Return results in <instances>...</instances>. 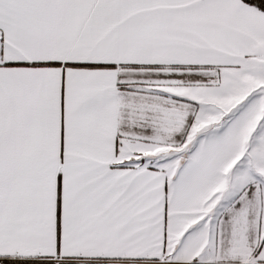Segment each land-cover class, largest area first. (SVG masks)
Segmentation results:
<instances>
[{
    "label": "snow or ice",
    "instance_id": "snow-or-ice-1",
    "mask_svg": "<svg viewBox=\"0 0 264 264\" xmlns=\"http://www.w3.org/2000/svg\"><path fill=\"white\" fill-rule=\"evenodd\" d=\"M0 264H264V0H0Z\"/></svg>",
    "mask_w": 264,
    "mask_h": 264
}]
</instances>
